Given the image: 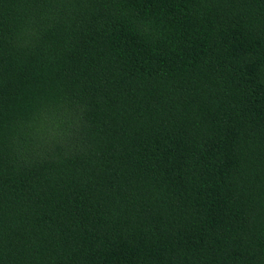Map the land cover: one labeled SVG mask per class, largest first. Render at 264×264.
<instances>
[{
  "label": "trees",
  "instance_id": "obj_1",
  "mask_svg": "<svg viewBox=\"0 0 264 264\" xmlns=\"http://www.w3.org/2000/svg\"><path fill=\"white\" fill-rule=\"evenodd\" d=\"M0 264H264V0H0Z\"/></svg>",
  "mask_w": 264,
  "mask_h": 264
}]
</instances>
